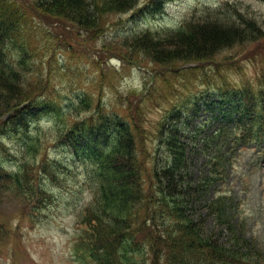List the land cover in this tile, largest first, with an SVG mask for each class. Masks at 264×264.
Segmentation results:
<instances>
[{
  "label": "trees",
  "instance_id": "obj_1",
  "mask_svg": "<svg viewBox=\"0 0 264 264\" xmlns=\"http://www.w3.org/2000/svg\"><path fill=\"white\" fill-rule=\"evenodd\" d=\"M171 1L0 0V203L20 198L29 207L25 215L38 222L37 216L57 203L54 186L66 189L78 177L73 168L80 162L91 199L80 212L83 229L76 249L95 264H264L263 246L248 238L241 199L227 189L233 168L246 156L245 187L264 161V68L257 88L251 82L238 87L225 82L185 106L167 109L157 124L154 152L148 148L150 132L142 116L159 79L204 71L219 65L213 57L220 51L261 41L264 32L255 19L227 5L210 10L213 19L209 15L127 37L152 65L106 50L123 63L150 70L152 85L139 91L126 110L109 107L101 95L85 94L66 111L50 99L48 74L35 72L29 62L33 56L26 39L33 15L100 31L109 14L137 9L162 14ZM12 49L20 51L17 60L10 57ZM203 107L214 111L204 126L214 119L221 124L202 141L207 169L197 178L190 169V144L199 133H190L186 123L194 125ZM45 120L51 124L45 126ZM53 147L67 149L70 157L52 158ZM211 190L215 196L207 199ZM200 202L206 213L191 214ZM210 218L217 232L206 235ZM8 233L0 221L1 243Z\"/></svg>",
  "mask_w": 264,
  "mask_h": 264
},
{
  "label": "rangeland",
  "instance_id": "obj_2",
  "mask_svg": "<svg viewBox=\"0 0 264 264\" xmlns=\"http://www.w3.org/2000/svg\"><path fill=\"white\" fill-rule=\"evenodd\" d=\"M227 5L229 8L237 7L243 14L255 19L264 32V0H173L162 14L153 15L139 9L109 14L100 31H86L78 23L63 18L33 15L26 39L33 56L29 62L35 72L48 74L50 99L60 102L66 111L85 94L94 95L96 99L101 95L109 107L126 110L128 106H133L137 93L145 90L151 80L147 68L123 63L106 50L121 51L128 58H138L145 65H152L149 62L151 58L132 49V39L127 37L144 30L175 28L191 19L203 21L210 15V10ZM211 14L209 18L216 17L215 13ZM10 55L16 60L21 57L19 49H12ZM213 59L219 65H210L204 71L181 76L170 74L168 79L156 81L157 91L152 99L144 102L145 115H142L144 126L150 132L147 145L152 152L157 147L154 146L157 124L167 109L174 105L185 106L203 92L214 90L217 86L224 87L225 82L232 87L251 82L257 88L259 70L264 68V38L256 43H238L215 54ZM213 112H207L203 107L194 125L186 123L190 133H199L198 140L190 144L191 160L194 159L190 169L197 178L207 169L202 141L221 124L219 119H214L204 126L208 116H214ZM50 124L44 121L45 126ZM9 144L12 148L15 145ZM49 151L52 158L64 161L70 157L69 151L63 147H53ZM248 159L249 156H246L233 168L227 179V189L241 199L239 208L247 219L248 238L253 236L264 248V161L245 187L241 176L247 168ZM73 171L78 177L69 180L66 189L54 186L57 203L39 214L38 222L25 215L29 207L20 198L10 196L0 203V221L6 223L9 229L6 243L0 242V264H93L86 256L79 255L76 249L77 238L83 229L78 223L82 205L91 198L84 186L86 176L82 173L80 162ZM214 196L215 192L211 190L206 198ZM193 208L191 214L196 216L206 213L203 204ZM204 232L206 235L217 232L212 218L208 219Z\"/></svg>",
  "mask_w": 264,
  "mask_h": 264
}]
</instances>
